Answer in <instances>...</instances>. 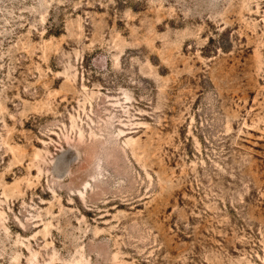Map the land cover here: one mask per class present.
Returning a JSON list of instances; mask_svg holds the SVG:
<instances>
[{
    "label": "rangeland",
    "instance_id": "obj_1",
    "mask_svg": "<svg viewBox=\"0 0 264 264\" xmlns=\"http://www.w3.org/2000/svg\"><path fill=\"white\" fill-rule=\"evenodd\" d=\"M0 264H264V0H0Z\"/></svg>",
    "mask_w": 264,
    "mask_h": 264
}]
</instances>
